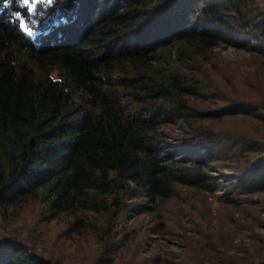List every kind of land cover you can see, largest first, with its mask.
<instances>
[{
	"label": "trees",
	"instance_id": "trees-1",
	"mask_svg": "<svg viewBox=\"0 0 264 264\" xmlns=\"http://www.w3.org/2000/svg\"><path fill=\"white\" fill-rule=\"evenodd\" d=\"M224 45L256 70L239 78ZM263 80L264 0H0V220L42 204L95 264L137 246V217L177 227L191 198L231 222L264 195ZM185 239L177 264H204ZM35 240L0 228V264H63L65 243Z\"/></svg>",
	"mask_w": 264,
	"mask_h": 264
},
{
	"label": "rangeland",
	"instance_id": "rangeland-1",
	"mask_svg": "<svg viewBox=\"0 0 264 264\" xmlns=\"http://www.w3.org/2000/svg\"><path fill=\"white\" fill-rule=\"evenodd\" d=\"M215 56L229 61L234 68L236 66L239 78L246 72L256 70L251 56L232 46L216 48ZM236 88L243 90L245 87L237 84ZM254 91L250 95L256 99L259 97L258 92L264 97V86ZM235 123L239 125L238 121ZM261 130L264 132V128ZM193 196L196 197V193L188 192L185 200L189 201ZM191 199V204L184 205V217L171 231L164 228L159 230L160 227L151 215L137 217L130 223L133 228L130 231L131 239L137 238V246L123 257L114 258L112 264H177L183 257L185 238L190 236L201 237L202 250L199 253L204 264H264V195L253 196V200L257 201L253 208L251 206L247 209L245 205L238 210L230 208L227 214H230L231 222H225L221 227L214 223H205L206 209L198 198ZM206 200L208 213L214 216L220 206L219 202L215 195L206 196ZM43 208L42 204L34 203L21 209H13L9 218L0 220V228L3 232L18 233L29 239L35 237V241H42L47 250H55L57 246L65 243L63 250L55 251L60 255L63 264H95L96 258L93 254L97 252L99 245L91 243L89 247L84 242L79 244L77 241H66L70 239L62 231L65 229L67 217L45 219L42 217Z\"/></svg>",
	"mask_w": 264,
	"mask_h": 264
},
{
	"label": "snow or ice",
	"instance_id": "snow-or-ice-1",
	"mask_svg": "<svg viewBox=\"0 0 264 264\" xmlns=\"http://www.w3.org/2000/svg\"><path fill=\"white\" fill-rule=\"evenodd\" d=\"M47 2H48V3H52L53 0H47ZM23 3L27 5V4L30 3V0H23ZM22 27H26V25H23V24H22ZM28 31L30 32V29H28Z\"/></svg>",
	"mask_w": 264,
	"mask_h": 264
}]
</instances>
